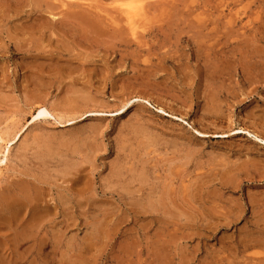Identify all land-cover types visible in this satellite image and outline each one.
Wrapping results in <instances>:
<instances>
[{
  "label": "rangeland",
  "instance_id": "obj_1",
  "mask_svg": "<svg viewBox=\"0 0 264 264\" xmlns=\"http://www.w3.org/2000/svg\"><path fill=\"white\" fill-rule=\"evenodd\" d=\"M0 134V264H264V0H0Z\"/></svg>",
  "mask_w": 264,
  "mask_h": 264
},
{
  "label": "bare ground",
  "instance_id": "obj_2",
  "mask_svg": "<svg viewBox=\"0 0 264 264\" xmlns=\"http://www.w3.org/2000/svg\"><path fill=\"white\" fill-rule=\"evenodd\" d=\"M116 9H117V7H116ZM143 9H144V7H143ZM119 12H121L124 15V17H125V19L127 21L126 24L129 25L128 26V29L134 34L136 32V30L138 29V27H139V26L137 27L135 25L136 24L135 23L136 22L135 20H138L140 18L139 21H141V17L142 18H143V16L145 17V13H144V15L142 13V7L141 6H138L135 2H131L130 1V2L121 4V8H119ZM142 22H143V20H142ZM137 24H138V21H137ZM140 24H141V22H140ZM134 25L136 26L135 29H133L134 28ZM136 38H137V36H136ZM47 115H48V111L45 108H43V107H39L38 112H37L36 116L33 119L35 120V119H38V118L45 117ZM0 142H4V139L1 136V134H0ZM5 160H6V156L3 155V159L0 161V165L3 166V163H4ZM0 172H1V168H0Z\"/></svg>",
  "mask_w": 264,
  "mask_h": 264
}]
</instances>
